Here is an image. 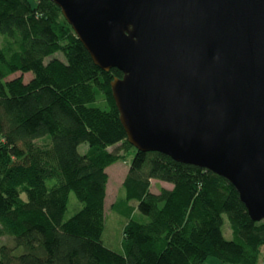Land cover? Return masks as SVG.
<instances>
[{"label":"trees","instance_id":"16d2710c","mask_svg":"<svg viewBox=\"0 0 264 264\" xmlns=\"http://www.w3.org/2000/svg\"><path fill=\"white\" fill-rule=\"evenodd\" d=\"M116 77L51 0H0V264H264V220L227 179L129 143ZM130 154L111 205L125 218L115 251L103 241L106 169ZM153 179L173 187L155 193ZM71 192L81 207L65 219Z\"/></svg>","mask_w":264,"mask_h":264},{"label":"water","instance_id":"95a60500","mask_svg":"<svg viewBox=\"0 0 264 264\" xmlns=\"http://www.w3.org/2000/svg\"><path fill=\"white\" fill-rule=\"evenodd\" d=\"M111 82L129 143L210 170L264 220V0H51Z\"/></svg>","mask_w":264,"mask_h":264},{"label":"rangeland","instance_id":"374dc122","mask_svg":"<svg viewBox=\"0 0 264 264\" xmlns=\"http://www.w3.org/2000/svg\"><path fill=\"white\" fill-rule=\"evenodd\" d=\"M56 56L64 60L63 55H61L60 53H58ZM20 75L21 73L19 72L15 73L10 77V79L16 78ZM23 76H24V80L27 82L31 79L32 74L27 73L24 74ZM93 105L103 107V102L99 95L97 101L94 102ZM78 150L81 154L86 153L88 150V144L82 143L79 146ZM132 157H133L132 154H130V157L128 158L127 161H119L106 169V172L108 173L109 176V180L107 184V196L105 200L106 224L103 235V241L106 246H108L109 248L115 251L122 250L123 225L125 218L119 215L118 213L112 211L111 205L116 201L118 195L120 194L121 186L128 172ZM161 187L171 189L173 186L169 183L161 182L154 179L152 180L153 192L158 193ZM80 207H81V203L78 201L75 194L71 192L69 197L68 209L65 214V219L71 217L74 213H76L80 209ZM223 233L226 239L230 240L233 238L232 231L230 229L226 217H225V224L223 226ZM207 264H219V261L217 259L210 258L208 259Z\"/></svg>","mask_w":264,"mask_h":264}]
</instances>
